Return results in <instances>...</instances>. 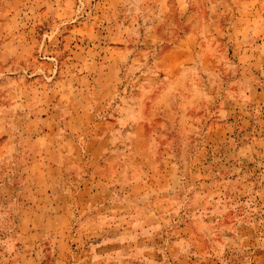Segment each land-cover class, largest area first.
<instances>
[{
	"label": "rangeland",
	"instance_id": "rangeland-1",
	"mask_svg": "<svg viewBox=\"0 0 264 264\" xmlns=\"http://www.w3.org/2000/svg\"><path fill=\"white\" fill-rule=\"evenodd\" d=\"M0 264H264V0H0Z\"/></svg>",
	"mask_w": 264,
	"mask_h": 264
}]
</instances>
